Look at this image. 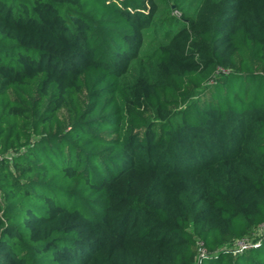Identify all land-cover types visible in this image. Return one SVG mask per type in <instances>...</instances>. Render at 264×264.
I'll use <instances>...</instances> for the list:
<instances>
[{
  "label": "trees",
  "instance_id": "1",
  "mask_svg": "<svg viewBox=\"0 0 264 264\" xmlns=\"http://www.w3.org/2000/svg\"><path fill=\"white\" fill-rule=\"evenodd\" d=\"M146 3L0 0V264H264V0Z\"/></svg>",
  "mask_w": 264,
  "mask_h": 264
},
{
  "label": "rangeland",
  "instance_id": "2",
  "mask_svg": "<svg viewBox=\"0 0 264 264\" xmlns=\"http://www.w3.org/2000/svg\"><path fill=\"white\" fill-rule=\"evenodd\" d=\"M147 0L146 11L150 10L152 6ZM154 2L155 11L153 13L152 23L149 29L145 31L143 45L141 48V53L150 54V52L155 48H160L168 44V40L176 33L181 27L185 26V20L183 16L191 15L193 13V8L187 5L178 6L175 8L173 0H152ZM153 8V9H154ZM172 9H176L173 12ZM169 17H172L170 23H165ZM251 240L247 238L246 242ZM241 241H236L233 245L229 247L238 248L241 245Z\"/></svg>",
  "mask_w": 264,
  "mask_h": 264
},
{
  "label": "built area",
  "instance_id": "3",
  "mask_svg": "<svg viewBox=\"0 0 264 264\" xmlns=\"http://www.w3.org/2000/svg\"><path fill=\"white\" fill-rule=\"evenodd\" d=\"M1 158V157H0ZM241 245H240V247H238V248H240V250L242 249V248H245V247H247V246H249V244H248V242H246V240H241Z\"/></svg>",
  "mask_w": 264,
  "mask_h": 264
}]
</instances>
